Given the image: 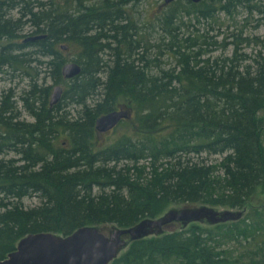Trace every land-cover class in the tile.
<instances>
[{
    "label": "trees",
    "instance_id": "1",
    "mask_svg": "<svg viewBox=\"0 0 264 264\" xmlns=\"http://www.w3.org/2000/svg\"><path fill=\"white\" fill-rule=\"evenodd\" d=\"M138 1L0 0V77H29L20 92L0 93V261L28 234L129 228L172 206L206 205L249 211L132 241L110 264H264V205L253 201L264 197V53L239 51L246 38L232 33L230 56H207L203 44L218 43L207 34L181 42L174 8L153 45L131 16ZM186 1L188 15L205 5L209 16L253 9V0ZM62 46L78 50L82 71L72 80L62 76ZM152 49L175 64L161 68ZM33 56L46 66L42 81L29 70ZM47 79L66 87L54 106ZM125 103L131 119L101 146L97 118ZM28 197L39 203L25 207Z\"/></svg>",
    "mask_w": 264,
    "mask_h": 264
},
{
    "label": "rangeland",
    "instance_id": "2",
    "mask_svg": "<svg viewBox=\"0 0 264 264\" xmlns=\"http://www.w3.org/2000/svg\"><path fill=\"white\" fill-rule=\"evenodd\" d=\"M95 0H93L94 2ZM206 3L213 2L212 0H205ZM211 1V2H210ZM227 0H223L222 3H226ZM89 2V1H88ZM219 0H216L215 3H211L210 6L213 4L215 6H219ZM201 3V2H200ZM175 2L173 1L170 4H164V0H139L134 7L130 9L131 16L135 19L137 27H139L140 33H142L143 39L146 42H150L153 45H161L162 39L161 37L165 36V31L162 29V22H164L165 16L174 8L178 10V18H175L177 26L179 27L176 32L178 35V39L183 42V40L191 37H196L199 35H205V40L207 43L217 42L216 46L203 44L204 49H209V53L207 56L212 57H219V56H230L232 53L233 45H231V41L233 40L231 34L232 33H241L246 40L241 45L239 51L246 52L248 55H254L259 51L264 53V14H260L258 9L264 10V0H253L250 5L253 9H248V6H237L236 9L232 11L231 14L229 13H215L212 16L208 11V5L201 6L202 12L188 15L184 12V8L188 5L186 0H180L179 4L174 5ZM258 8V9H257ZM28 33V27H26V31L23 34ZM30 51L32 48H27L25 51ZM62 52L67 59L68 62L74 61L77 57L78 50L75 49L73 46H70L66 50L62 49ZM206 56V57H207ZM33 62L31 61V67L29 68L32 75L35 77L39 76L40 81L46 75L45 65L39 64L38 60L35 56L32 57ZM149 58L154 59L157 58L159 61V66L163 69H168L169 67L175 64V60L171 55L167 53V51H163L161 55H158L156 49H152V53ZM105 59H108L105 56ZM155 63V62H154ZM152 63L151 66L153 67V72L158 73L159 69ZM29 84V77L24 76L23 78L20 77L18 73H14L13 71H9L8 74L2 75L0 77V93L2 90L7 88H13L17 92H20ZM47 84L51 85L52 88L55 85H61L63 88H66L64 84H54L51 79H47ZM52 91V89H51ZM92 103V101H90ZM119 106H127V104H122ZM118 106V107H119ZM117 107V108H118ZM21 108V107H20ZM80 108L76 107H69L68 110L72 113L73 116L77 114ZM22 110V118L27 121H32V118L28 115L27 112ZM125 127L116 128L115 130L111 131L110 133L99 136V144L101 146H107L110 143L114 142L124 131ZM65 140L64 136H60L56 143L60 145L61 142ZM14 153H9L8 158L14 157ZM209 162H219L221 157L219 156H210ZM255 203H263L264 205V197H258L253 200ZM39 203V199L36 197H28L23 200V204L25 207H31L37 205ZM198 206V205H197ZM182 208L181 205L172 206L170 209H180ZM218 211L230 210L234 213L237 212L235 209L224 208V207H213ZM167 210V211H168ZM243 213L242 218L246 216L249 211V208L246 207L241 210ZM241 218V219H242ZM198 223L203 224L204 226H211L207 221L204 222H193L191 224ZM190 225V224H189ZM188 225V226H189ZM179 223H173L168 225L162 234L165 232H170L173 230L180 229ZM187 226V227H188ZM114 227L110 229V231H103L106 235H108ZM161 234V235H162ZM155 236V235H152ZM151 237V236H149ZM247 249L249 247L246 246ZM126 248L123 250L125 251ZM244 250V249H242ZM122 251V252H123ZM241 251V249H240ZM121 252V253H122Z\"/></svg>",
    "mask_w": 264,
    "mask_h": 264
},
{
    "label": "water",
    "instance_id": "3",
    "mask_svg": "<svg viewBox=\"0 0 264 264\" xmlns=\"http://www.w3.org/2000/svg\"><path fill=\"white\" fill-rule=\"evenodd\" d=\"M176 0H164L170 4ZM195 4L203 0H189ZM44 36L31 37L27 41H36ZM67 46H62L66 50ZM62 76L72 80L81 74V66L74 61L67 62L62 67ZM64 88L55 85L50 94V105L58 104ZM132 110L128 106L103 114L96 120L95 129L99 136L113 130L121 121L129 120ZM242 211L236 213L230 210L218 211L211 206L200 205L180 209H170L159 218L144 219L129 228H115L108 235L96 227H82L68 236L53 233H35L23 237L16 249L9 253L0 264H110L119 257L129 243L142 238L159 236L164 229L173 223L186 227L193 222L207 221L212 225L238 221Z\"/></svg>",
    "mask_w": 264,
    "mask_h": 264
},
{
    "label": "bare ground",
    "instance_id": "4",
    "mask_svg": "<svg viewBox=\"0 0 264 264\" xmlns=\"http://www.w3.org/2000/svg\"><path fill=\"white\" fill-rule=\"evenodd\" d=\"M166 212H167V211H166ZM166 212H165V213H166ZM165 213H164V214H165ZM161 216H162V215H161ZM161 216H160V217H161ZM158 218H159V217H158Z\"/></svg>",
    "mask_w": 264,
    "mask_h": 264
}]
</instances>
